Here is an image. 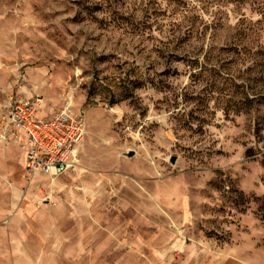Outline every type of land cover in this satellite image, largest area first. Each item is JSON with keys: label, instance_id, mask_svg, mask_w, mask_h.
Wrapping results in <instances>:
<instances>
[{"label": "rangeland", "instance_id": "374dc122", "mask_svg": "<svg viewBox=\"0 0 264 264\" xmlns=\"http://www.w3.org/2000/svg\"><path fill=\"white\" fill-rule=\"evenodd\" d=\"M263 12L264 0H0V132L25 96L48 113L67 98L86 123L76 167L53 181L0 138V264H264L249 102L264 90Z\"/></svg>", "mask_w": 264, "mask_h": 264}, {"label": "built area", "instance_id": "2783aa9c", "mask_svg": "<svg viewBox=\"0 0 264 264\" xmlns=\"http://www.w3.org/2000/svg\"><path fill=\"white\" fill-rule=\"evenodd\" d=\"M42 106L39 95L11 99L7 126L0 138L7 140L8 134L20 138L26 174L53 178L76 167L86 123L67 98L46 116L40 114Z\"/></svg>", "mask_w": 264, "mask_h": 264}, {"label": "trees", "instance_id": "16d2710c", "mask_svg": "<svg viewBox=\"0 0 264 264\" xmlns=\"http://www.w3.org/2000/svg\"><path fill=\"white\" fill-rule=\"evenodd\" d=\"M263 16H264V12H263ZM236 50L238 49V51H242L244 49H248L247 48V45L246 43L243 45V46H236L235 48ZM257 54H261L262 57H264V49L260 48L259 51L257 52ZM259 65L261 66L260 68V77H258V79L262 78L263 75H264V60H259ZM192 66H196L198 67V63H194ZM205 67L204 65L200 64L199 65V70H198V73L201 72V70H203ZM256 99L254 100H249V102H256L257 104V107H256V110L257 112V115L255 116V120H254V131H256V134L257 136L259 137V139H263V142H264V109H261V106L264 107V90H260L257 95L254 97ZM245 99H249L248 97H245ZM261 109V110H260Z\"/></svg>", "mask_w": 264, "mask_h": 264}, {"label": "crops", "instance_id": "0c3cea01", "mask_svg": "<svg viewBox=\"0 0 264 264\" xmlns=\"http://www.w3.org/2000/svg\"><path fill=\"white\" fill-rule=\"evenodd\" d=\"M25 97H30V96H25ZM45 109H46V108H45V105H44V103H43L42 109L40 110V114H42V115H44V116L50 114V112H49V113L46 112ZM51 111H52V110H51ZM8 116H9V115H7V118H6L5 123H4L5 125H4V127L1 129V132H2L3 129L7 126ZM3 140H4V139H3ZM4 141H6V142H7V141H11V142L15 143V144L18 146V148H19L20 138H17V135L8 134V139H7V140H4ZM19 150H20V148H19ZM20 153H21V161H22V168H23V164H24V153H22L21 150H20Z\"/></svg>", "mask_w": 264, "mask_h": 264}, {"label": "bare ground", "instance_id": "6f19581e", "mask_svg": "<svg viewBox=\"0 0 264 264\" xmlns=\"http://www.w3.org/2000/svg\"><path fill=\"white\" fill-rule=\"evenodd\" d=\"M54 180V178H51V181H53Z\"/></svg>", "mask_w": 264, "mask_h": 264}, {"label": "water", "instance_id": "95a60500", "mask_svg": "<svg viewBox=\"0 0 264 264\" xmlns=\"http://www.w3.org/2000/svg\"><path fill=\"white\" fill-rule=\"evenodd\" d=\"M172 161H173V159H172Z\"/></svg>", "mask_w": 264, "mask_h": 264}]
</instances>
